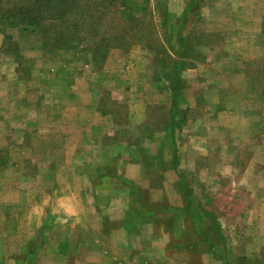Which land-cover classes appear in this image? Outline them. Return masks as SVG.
<instances>
[{"label":"rangeland","instance_id":"obj_1","mask_svg":"<svg viewBox=\"0 0 264 264\" xmlns=\"http://www.w3.org/2000/svg\"><path fill=\"white\" fill-rule=\"evenodd\" d=\"M78 1L0 0V264H264V0Z\"/></svg>","mask_w":264,"mask_h":264},{"label":"trees","instance_id":"obj_2","mask_svg":"<svg viewBox=\"0 0 264 264\" xmlns=\"http://www.w3.org/2000/svg\"><path fill=\"white\" fill-rule=\"evenodd\" d=\"M38 0H34L32 4H34L33 8L30 2L28 4H22L19 8H15V21L13 20L10 25L14 27H18L17 25H21L23 22V25L26 27H33L36 28L37 26H40L41 24L39 23V18L41 17L39 14L35 15L36 7L39 9V11L44 14V5H48L49 2L48 0H39L38 3H36ZM89 1V4H94L97 2L96 0H87ZM104 2H109V0H103ZM80 1L78 0H61V2L57 5H52V10L51 12L58 13L56 15V19H45L47 23L55 27L57 24H60V29L54 30L52 32V35L49 37V40L51 44L53 45H77L80 44V40L76 37V35H79L77 30L79 29V24L76 22V15H77V4H85V3H79ZM116 3V1H115ZM88 4V3H86ZM36 6V7H35ZM121 6L120 4H117L116 7ZM121 9L117 8L116 12L120 13ZM74 13L75 15H72L71 13ZM122 14V11H121ZM50 15V14H49ZM72 15V16H70ZM19 17H21L22 22H18ZM51 17V15H50ZM73 19L74 21H70L69 29H68V20ZM56 20H59L57 23ZM66 21V22H65ZM84 25V24H83ZM86 28H89V30H86L88 32L96 29H90L94 28L89 25H85ZM84 43L86 42L85 39L82 40ZM98 50H100L99 47H95Z\"/></svg>","mask_w":264,"mask_h":264}]
</instances>
